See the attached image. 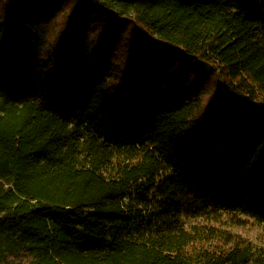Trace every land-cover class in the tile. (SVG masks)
Masks as SVG:
<instances>
[{
  "label": "trees",
  "instance_id": "1",
  "mask_svg": "<svg viewBox=\"0 0 264 264\" xmlns=\"http://www.w3.org/2000/svg\"><path fill=\"white\" fill-rule=\"evenodd\" d=\"M240 217L264 0H0V264H264Z\"/></svg>",
  "mask_w": 264,
  "mask_h": 264
},
{
  "label": "rangeland",
  "instance_id": "2",
  "mask_svg": "<svg viewBox=\"0 0 264 264\" xmlns=\"http://www.w3.org/2000/svg\"><path fill=\"white\" fill-rule=\"evenodd\" d=\"M240 218L243 220L240 225L232 226L230 223H223L227 224L223 225V227L241 237L243 241L249 242L252 245H264V224H260L252 219H246L244 217Z\"/></svg>",
  "mask_w": 264,
  "mask_h": 264
}]
</instances>
